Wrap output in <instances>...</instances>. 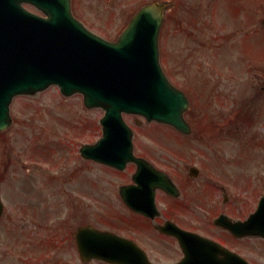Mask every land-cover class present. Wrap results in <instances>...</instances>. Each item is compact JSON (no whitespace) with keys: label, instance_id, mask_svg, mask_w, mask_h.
<instances>
[{"label":"rangeland","instance_id":"obj_1","mask_svg":"<svg viewBox=\"0 0 264 264\" xmlns=\"http://www.w3.org/2000/svg\"><path fill=\"white\" fill-rule=\"evenodd\" d=\"M194 1L197 10L184 18H179L184 14L177 11L178 0H71V5L75 17L91 32L114 42L144 4L167 3L169 11L158 40L159 60L168 80L188 96L185 119L193 129L189 135H182L140 118L125 120L145 158L170 177L183 178L191 165L200 170L199 178L187 189V197L199 196L202 186L212 181L216 185L230 182L228 196L246 201L254 197L264 179V96L255 105L256 122L251 115L253 124H242L246 128L237 130L236 141L229 139L215 145L209 135H200L205 139L201 140L196 136V125L212 119L230 125L243 103L248 107L251 97L259 96L260 91L264 95V31L260 18L254 16L257 10L264 15V0H250L253 16L243 22L240 20L245 14L231 16L229 21L225 15L214 17L210 13L209 0ZM27 8L40 14L35 8ZM102 115L100 109H86L81 95L64 97L53 86L13 99L10 125L0 132L4 204L0 264H50L47 256L43 258L46 261L42 259L47 251L39 255L35 248L49 235L34 233L39 221L51 227L69 210L82 206L86 207L88 222H97L99 195L112 196L113 180L96 163L81 159L79 148L98 139ZM136 119L141 121L138 126ZM126 180L127 174H117L112 183L120 185ZM219 201L217 189L214 202L211 197L203 203L192 201L190 206L213 204L217 211ZM44 212L49 213L45 220ZM252 246L257 250L255 263L264 264V243Z\"/></svg>","mask_w":264,"mask_h":264},{"label":"water","instance_id":"obj_2","mask_svg":"<svg viewBox=\"0 0 264 264\" xmlns=\"http://www.w3.org/2000/svg\"><path fill=\"white\" fill-rule=\"evenodd\" d=\"M23 4L35 6L46 18ZM161 22L160 9L145 6L113 43L77 21L70 0H0V131L10 123L13 97L57 85L65 96L82 94L87 108L105 111L104 140L81 149L88 159L118 169L133 160L131 132L122 113L188 133L183 119L187 99L169 83L159 64ZM146 171L150 169L143 165L139 173ZM163 184L166 179L159 176L148 187L152 191ZM2 210L0 201V216ZM196 239L191 237V243Z\"/></svg>","mask_w":264,"mask_h":264},{"label":"flooded vegetation","instance_id":"obj_3","mask_svg":"<svg viewBox=\"0 0 264 264\" xmlns=\"http://www.w3.org/2000/svg\"><path fill=\"white\" fill-rule=\"evenodd\" d=\"M209 4V11L214 17L222 15L223 18L225 15L230 21L231 16L236 18L245 14V18L240 20L243 22L248 16H253L250 0H209ZM179 10L184 14H180L179 18L194 13L197 10L195 1L178 0L177 11ZM258 12L259 10L256 11L257 16ZM135 154L141 157L146 153L135 149ZM106 168L115 171L109 167ZM129 168L132 173L136 170L134 164H131ZM132 173L129 174L127 183L114 186L112 196L99 195L100 206L96 223L88 222L86 207L82 206L69 210L63 219L51 227L46 226L47 222L39 221L34 226L35 233L42 236L40 233L42 232L45 236V233L49 232L48 240L38 241L35 245L37 253L39 249V255L47 251L42 259L47 256L50 264H111L90 256L89 253L90 250H109L115 252L114 256L117 259L127 260L132 264H179L184 260L185 253L182 243L177 239L176 229L178 228L208 238L247 262L256 264L253 256L257 250L249 241L262 243L263 239L237 238L230 231L214 225L215 217L221 214L232 221H244L248 217L247 213L241 215V212L229 209L215 215L213 206L193 208L185 204V186L191 183L188 179H184L182 183L175 181V190H155L154 208L147 206L146 212H140L129 207L121 196L120 189L132 184ZM262 188L264 189V183ZM136 202L148 205L149 198L139 199ZM198 209L203 211L201 215ZM47 212L42 214L43 220L49 214ZM34 217H36L35 213ZM41 224L45 227H41ZM88 225L97 230V238L90 249L86 242L87 234L81 237L83 240L81 244L76 237V234L79 231L82 232ZM39 255L37 254L38 257ZM217 257L221 260L225 259L223 254H218ZM219 264H225V262H219Z\"/></svg>","mask_w":264,"mask_h":264}]
</instances>
